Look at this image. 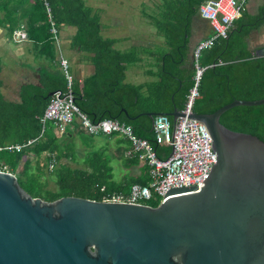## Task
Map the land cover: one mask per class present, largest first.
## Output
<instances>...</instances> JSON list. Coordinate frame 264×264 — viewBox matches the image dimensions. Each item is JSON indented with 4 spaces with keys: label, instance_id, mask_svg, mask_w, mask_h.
Returning a JSON list of instances; mask_svg holds the SVG:
<instances>
[{
    "label": "trees",
    "instance_id": "16d2710c",
    "mask_svg": "<svg viewBox=\"0 0 264 264\" xmlns=\"http://www.w3.org/2000/svg\"><path fill=\"white\" fill-rule=\"evenodd\" d=\"M46 1L57 33L64 25L73 26L75 30L70 46L90 53L92 73L81 80L73 77L71 82L70 89L77 107L90 119L112 117L129 123L136 135L152 142L158 157L168 155L170 146L155 144L152 117L145 112L182 107L193 82V58L192 55L189 60L187 58L185 33L191 16L198 12L199 4L205 0H161L157 9L147 14L156 31L163 36L168 49L157 54L156 67L149 72L155 79L143 84L124 81L126 65L139 60V57L132 50L116 49L114 39L100 35L98 18L84 0ZM21 24L24 25L26 37L40 46L42 53L56 67L49 69L40 65L34 80L21 86L18 101L6 99L0 92V146L23 143L36 137L41 126L39 116L49 98L47 92L56 89L65 91V80L53 51L51 41H54L49 32L43 0H0V25L11 33ZM233 44L229 36L218 37L209 48L199 53L198 62L205 68L197 86L198 95L192 104L193 111L211 112L233 98L264 97L263 81L249 82L246 73L239 76L235 70L236 63L245 62H239L240 54H232ZM186 59L187 65L183 67ZM168 118L172 122L171 116ZM219 121L230 129L249 132L264 141V102L231 106L220 114ZM52 130L54 126L49 124L32 143L19 150L0 149V167L4 165L13 172L19 185L31 196L44 200L63 195L101 199L105 191H127L132 183H147V166L136 156H121L126 169L135 166L138 170L130 171L119 179L113 178L110 156L102 150L87 152L82 159L84 166L81 167L61 162V158H68L70 154L74 159L72 141H67ZM45 153L54 155L56 163L51 169L47 168L49 155ZM48 179L52 180L55 188L47 187ZM146 202L156 205L158 201Z\"/></svg>",
    "mask_w": 264,
    "mask_h": 264
},
{
    "label": "water",
    "instance_id": "95a60500",
    "mask_svg": "<svg viewBox=\"0 0 264 264\" xmlns=\"http://www.w3.org/2000/svg\"><path fill=\"white\" fill-rule=\"evenodd\" d=\"M263 102L233 98L186 114L204 123L214 163L199 187L168 188L156 205L44 200L0 170V264H264V141L219 121L231 106Z\"/></svg>",
    "mask_w": 264,
    "mask_h": 264
},
{
    "label": "crops",
    "instance_id": "0c3cea01",
    "mask_svg": "<svg viewBox=\"0 0 264 264\" xmlns=\"http://www.w3.org/2000/svg\"><path fill=\"white\" fill-rule=\"evenodd\" d=\"M239 1L242 2L240 14L232 21L225 36H229L234 42L232 54H240L241 58L246 56L245 59H239V62L245 63H236L235 70L238 71L239 76L246 73L245 76H248L250 82H264V0ZM160 4L161 0H96L92 7L98 18L100 35L114 39L113 46L116 49L132 50L139 57V60L126 65L124 81L127 83L143 84L154 80L155 76L149 72L156 67L157 54L168 49L163 36L156 31L148 18V15L153 13ZM21 25L24 28V25ZM74 30L73 26L60 27L53 51L57 61L59 56L66 58L72 76L81 80L92 73L93 65L89 58L90 53L75 50L70 46ZM211 32L209 22L198 12L191 16L188 31L185 33L188 60L193 55L195 44L210 36ZM217 39L218 37L214 41ZM42 52L40 46H36L28 37L14 39L6 27L0 25V92L6 99L18 101L21 86L27 81L34 80L40 65L49 69L56 67L55 63L49 62ZM188 60L186 59V62L182 64L183 67L187 65ZM79 130L84 132L76 120L58 136L73 142L75 132ZM96 135L98 136L95 137L99 139L94 138L88 141L90 144L83 145L79 142L83 146L82 155L76 156V147L73 151L74 159L70 154L68 158H61L60 161L68 164L76 162L78 163L76 166H84L82 159L85 150L83 149L93 145V142L99 145V148H92V150H102L109 156L110 153H119L123 156L126 147L124 144L122 148L120 147L119 141L122 142V136L101 133Z\"/></svg>",
    "mask_w": 264,
    "mask_h": 264
},
{
    "label": "built area",
    "instance_id": "2783aa9c",
    "mask_svg": "<svg viewBox=\"0 0 264 264\" xmlns=\"http://www.w3.org/2000/svg\"><path fill=\"white\" fill-rule=\"evenodd\" d=\"M46 19L49 22V32L54 43L58 40L57 27L50 12V6L43 0ZM242 2L239 0H205L199 4L198 13L205 18L211 27V35L199 40L193 48V82L186 94L185 101L178 114L171 122L167 115L157 113L152 116L151 129L155 144L170 146L166 156L158 157L152 147V142L133 132L132 126L123 120L112 117L90 119L73 101L71 82L73 76L68 62L63 56L58 58V66L65 80V91L54 90L39 116L40 130L34 138L23 143H8L0 149L19 150L24 145L32 143L45 129L52 124L57 134L65 132L67 126L77 120L78 126L87 134H118L129 141L130 146L123 155L134 157L147 166L148 181L145 184L132 183L127 191H105L101 200L146 203L147 200L162 201V196L168 188L193 186L199 187L214 163V153L210 151V136L203 122L185 117L192 112V104L198 95V83L205 66L200 65L198 56L202 49L213 44L216 37H225L232 21L240 14ZM14 39L26 37L23 26L13 29ZM47 159V167H54L56 161L52 153ZM0 170L8 171L4 165ZM100 189H103L101 187Z\"/></svg>",
    "mask_w": 264,
    "mask_h": 264
},
{
    "label": "rangeland",
    "instance_id": "374dc122",
    "mask_svg": "<svg viewBox=\"0 0 264 264\" xmlns=\"http://www.w3.org/2000/svg\"><path fill=\"white\" fill-rule=\"evenodd\" d=\"M95 1L96 0H84V2L86 3V4H88V5H90L91 7H93L94 6V4H95ZM51 43H53L52 45H53V47H54V42H52L51 41ZM47 60L48 61H50L49 60V57L47 58ZM254 79H255V77H253ZM251 80V79H250ZM249 81V80H248ZM250 82V81H249ZM52 131H54L55 132V130H52ZM105 135V134H104ZM95 136H98V135H96V134H91V135H89V134H87V133H84V132H82V131H76L75 132V137H74V139H73V142H71L72 143V145H71V149L73 150V151H75V149H76V147H77V149H76V151H77V153H76V156H77V154H80V155H82L83 153H82V145H81V143L83 144V145H86V144H90L88 141H90V140H93L94 138H96V139H99L98 137H95ZM123 138V140H122V142L121 141H119V144H120V147L122 148L123 147V144H124V146L126 147V148H128L129 146H130V144H129V141L126 139V138H124V137H122ZM79 142H81V143H79ZM86 142V143H85ZM92 146V147H91ZM99 145H97V144H95L94 142H93V145L91 144L87 149H83V150H85V153H84V155L87 153V152H90L91 150H92V148H99L98 147ZM111 155H110V164L112 165V172H113V178L114 179H119L120 178V176H122V175H126L128 172L130 173V171L131 172H136L137 170H138V167H135V166H133V167H131L130 169H126L125 167H124V165L122 164V158H121V155L119 154V153H110ZM69 165L70 166H76V165H78V163H76V162H69ZM48 168V167H47ZM47 187H50V188H55L54 187V184H53V182H52V180L51 179H48V183H47Z\"/></svg>",
    "mask_w": 264,
    "mask_h": 264
},
{
    "label": "clouds",
    "instance_id": "9594fccd",
    "mask_svg": "<svg viewBox=\"0 0 264 264\" xmlns=\"http://www.w3.org/2000/svg\"><path fill=\"white\" fill-rule=\"evenodd\" d=\"M24 29V28H23ZM25 31V30H24ZM26 32V31H25ZM102 134V133H101Z\"/></svg>",
    "mask_w": 264,
    "mask_h": 264
}]
</instances>
